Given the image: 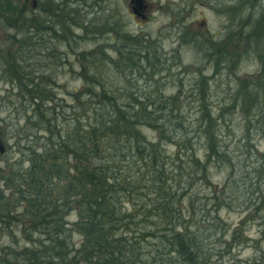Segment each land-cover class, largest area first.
Instances as JSON below:
<instances>
[{"label": "trees", "instance_id": "16d2710c", "mask_svg": "<svg viewBox=\"0 0 264 264\" xmlns=\"http://www.w3.org/2000/svg\"><path fill=\"white\" fill-rule=\"evenodd\" d=\"M43 1L45 6L40 8V15L50 26L30 17L18 1L0 0V27L22 36L20 40L9 41L7 50L14 42L16 48L4 52L0 78L16 83L15 97L28 104L25 127L21 129L28 145L23 148L28 152V166L21 171L18 164L16 170L0 176L9 197L5 199L0 189L1 226H5L8 218L11 224L22 228L25 242L7 248L0 264H208L215 257L208 247L215 235L194 221L191 201L185 199L189 185L173 183L174 170L166 168L169 158L166 146L176 150L174 160L186 155L194 170L204 174L221 154L216 145V118L203 107L194 128L188 129L183 126L187 117L176 97L166 95L165 90L154 91L150 97L124 88L116 92L111 90L110 82L103 83L90 75L87 78L93 81L84 82L83 94L70 95L72 103L67 107L70 113L55 112L62 107L53 94L41 90L37 83L20 82L31 73L21 70L28 69L25 63L39 46L40 33L55 37L50 21L62 26L61 16L49 9L56 5ZM259 4L260 0H236L233 8L225 10V15L233 13L239 17L235 27L245 40L246 54L264 47V8L254 12ZM105 28L106 33L122 38L120 46L126 56L115 49L118 62L112 63L110 59L106 62L121 69L123 75L128 71L131 76L152 77L163 70L162 56L155 60L148 51L136 50L138 43L132 40L131 44L127 33L120 34L114 26ZM32 37L36 40L31 41ZM68 37L77 38L71 30ZM93 58L88 61L91 68L96 67ZM262 68L264 63L260 77L264 75ZM85 76L83 81L87 79ZM259 79L252 83L253 92H243L240 103L242 106L255 92L254 103L247 104L242 117L246 129L254 127L262 135L264 86L255 85ZM242 86L245 88V84ZM203 96H198L199 102H204ZM58 116L62 117L59 123ZM33 133H41L42 137L32 138ZM201 135L203 162L198 161L196 148L190 141L201 139ZM245 140L248 143L247 137ZM260 168L264 173L263 163ZM146 190L149 194L144 197L154 195L155 201H148L145 208L137 207L131 197ZM71 214L74 219L69 221Z\"/></svg>", "mask_w": 264, "mask_h": 264}, {"label": "rangeland", "instance_id": "374dc122", "mask_svg": "<svg viewBox=\"0 0 264 264\" xmlns=\"http://www.w3.org/2000/svg\"><path fill=\"white\" fill-rule=\"evenodd\" d=\"M16 1L30 17L39 19L41 25L46 23V18L40 15V8L45 6L43 0ZM49 1L56 5H51L49 9L61 16L62 26L57 27L54 21H50L55 37L40 33L39 46L36 45V49L30 53L31 59L25 63L28 69L21 70L25 74L29 70L31 73L20 82L23 84L28 80L29 83H37L41 90L53 94L62 107L55 109L58 113L65 110L70 113L67 107L72 103L71 96L83 94L84 82L93 81L87 78L89 75L103 83L110 82L111 90L116 92L124 88L127 92L150 97L154 91L165 90L166 95L176 97L187 117L183 126H188V129L194 128L203 107H206L216 118V145L221 151L216 163H210L204 174L198 173V169L195 171L194 166L188 163L186 155L174 160L176 150L167 145L169 158L166 159V168L174 170V184L189 185L185 199L191 201L194 221L215 235L208 242L215 256L208 264H264V173L260 168L262 163L264 165V134H259L254 127L248 126L246 129L242 117L247 104L254 103L252 83L260 78L259 84L255 85L264 86V75L260 77L264 47L253 54L243 53L246 52L245 40L239 37L235 27L238 16L233 13L225 15L226 8H233L236 0H144V19L131 14L130 0ZM262 8L264 0H260L254 12L258 13ZM105 25L114 26L120 34L127 33L131 44L132 40L138 43L136 50L148 51L155 60L164 54L163 70L158 68L162 71L152 77H137V74L131 76L128 71L123 75L121 69H115L111 64L118 62L119 55L114 50H119L122 55H125V50L120 46L121 36L106 33ZM69 30L77 38L68 37ZM15 34L0 27L1 61L10 47L9 41L22 38ZM9 35L16 39L9 38ZM30 40L36 39L32 37ZM129 45L126 47L130 48ZM11 46L9 51L16 48V43ZM91 58L95 68H91V64L89 66ZM108 59L111 64L106 62ZM84 76L87 78L85 81ZM242 84H245V88ZM17 90L16 83L0 78V143L3 146L0 176L16 170L18 164L21 171L28 166V152L27 149L23 150L28 145L21 132L25 127L28 104L15 97ZM248 90L251 91L247 99L250 103L246 100L241 106L240 97ZM200 94L204 95V102L198 101ZM24 98L27 99L26 93ZM257 98H261V95ZM64 118L67 119L66 116ZM61 120L62 117L58 116L57 122ZM34 137L41 138L42 134L33 133ZM201 140L202 135L199 140H190L196 148L199 162H203L199 147ZM256 168L259 173H255ZM2 185L0 183L2 195L7 199L8 191ZM145 193L149 194V190L135 192L131 202L136 203L137 207H144L148 201H155L154 195L144 197ZM185 203L186 200H183ZM181 206L185 215L184 205ZM127 208L131 206L127 204ZM73 219L74 214L67 218L69 221ZM1 225L0 262L7 248L21 246L25 242L21 227L11 224L8 218L5 226Z\"/></svg>", "mask_w": 264, "mask_h": 264}, {"label": "water", "instance_id": "95a60500", "mask_svg": "<svg viewBox=\"0 0 264 264\" xmlns=\"http://www.w3.org/2000/svg\"><path fill=\"white\" fill-rule=\"evenodd\" d=\"M129 4L131 5V14L133 16H137L142 18V11L145 9V2L144 0H130ZM3 153V146L0 143V154Z\"/></svg>", "mask_w": 264, "mask_h": 264}, {"label": "flooded vegetation", "instance_id": "af4514ba", "mask_svg": "<svg viewBox=\"0 0 264 264\" xmlns=\"http://www.w3.org/2000/svg\"><path fill=\"white\" fill-rule=\"evenodd\" d=\"M145 10H146V3H145V9H144V10L142 11V13H141L142 16H143L141 19H144V18H145V15H144ZM131 17H132V15H131ZM162 58H163V59H166V56L163 54Z\"/></svg>", "mask_w": 264, "mask_h": 264}]
</instances>
